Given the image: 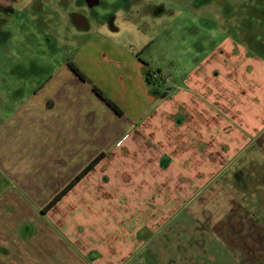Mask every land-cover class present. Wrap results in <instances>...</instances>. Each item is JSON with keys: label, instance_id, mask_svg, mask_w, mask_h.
Here are the masks:
<instances>
[{"label": "rangeland", "instance_id": "1", "mask_svg": "<svg viewBox=\"0 0 264 264\" xmlns=\"http://www.w3.org/2000/svg\"><path fill=\"white\" fill-rule=\"evenodd\" d=\"M98 1L101 6L90 16L75 0H17L6 23L10 38L0 46V123L9 118L14 122L7 128V153L0 168V264H242V242H236L239 250L231 259L228 253L234 254V246L226 236V224L212 226L210 209H186L177 215L175 210L164 216L155 210L153 224H143L135 233L138 225H124L118 233L115 220L121 213L114 208L113 190L120 180L111 178L117 166L109 161L42 214L98 150L108 149L106 154L124 166L128 161L120 158L130 156L122 150L129 151L128 145H106L119 139L116 125L106 118L69 130L75 138L73 160L55 159L51 143L41 140L45 130L35 123H15L24 101L67 63L79 65L83 82L109 98L123 91L115 80L131 74L137 63L143 77L149 71L156 75L149 77L154 83L166 76L167 84L174 85L219 42L264 44V0ZM71 13L86 18L88 31L78 33L71 26ZM94 58L99 61L93 63ZM69 86L66 90L72 91ZM131 100L120 96L115 103L126 108ZM106 167L110 172L103 174ZM119 204L128 206L124 199ZM123 212L128 216L130 210ZM101 234L111 246V237L123 235L122 245L131 256L116 257L112 247V255L99 256L96 262L92 248ZM81 240L85 247H79Z\"/></svg>", "mask_w": 264, "mask_h": 264}, {"label": "crops", "instance_id": "2", "mask_svg": "<svg viewBox=\"0 0 264 264\" xmlns=\"http://www.w3.org/2000/svg\"><path fill=\"white\" fill-rule=\"evenodd\" d=\"M67 19L78 33L88 31L86 18L81 17L80 25L70 14ZM131 70L115 80L123 91L109 97L114 103L120 96L132 99L126 108L119 107L121 115L98 99L67 63L24 101L15 123H35L45 130L41 140L51 143L55 159L73 160L75 138L69 130L106 118L119 131V139L106 145L130 146L129 151L122 147L129 158H120L128 162L124 166L116 156L106 154L108 149L98 150L89 161L103 157L69 192L106 161L112 162L117 167L110 176L120 180L113 190L114 208L120 209L116 212L122 217L115 220L118 233L124 225H138L135 233L139 226L153 224L155 210L164 216L175 210L177 215L186 209L194 213L210 209L212 226L226 224V236L234 246L229 257L235 259L236 242L241 241L242 264H264V44L219 42L174 85L164 81L166 76H159L155 83L146 79L138 63ZM67 84L72 91L66 90ZM13 122L9 118L0 123V168L7 153V128ZM101 171L105 174L110 169ZM120 199L127 200L128 206L122 207ZM124 208L130 210L128 216ZM113 237V246L107 245L104 234L98 242L95 238L96 262L99 256L112 255V247L116 257L131 256L132 251L122 245L123 235ZM78 244L85 247L84 240Z\"/></svg>", "mask_w": 264, "mask_h": 264}, {"label": "trees", "instance_id": "3", "mask_svg": "<svg viewBox=\"0 0 264 264\" xmlns=\"http://www.w3.org/2000/svg\"><path fill=\"white\" fill-rule=\"evenodd\" d=\"M70 70L82 81H86L84 75L79 71V69L72 63H68ZM149 71H146V79L149 78ZM93 92L96 94L100 100H102L108 108H110L114 113L121 115V110L119 107L109 98L105 97L103 93L96 87H92ZM103 157V154L95 157L91 162H89L86 167L80 171L62 190H60L41 210L42 214L46 213L52 209L88 172H90L95 165Z\"/></svg>", "mask_w": 264, "mask_h": 264}, {"label": "flooded vegetation", "instance_id": "4", "mask_svg": "<svg viewBox=\"0 0 264 264\" xmlns=\"http://www.w3.org/2000/svg\"><path fill=\"white\" fill-rule=\"evenodd\" d=\"M17 0H0V46H4L8 39L10 38V33L6 29V23L8 18L15 13L14 8L11 6L14 5ZM75 4L84 5L86 7L87 14L90 16L96 15L94 10L95 7L101 6V2L98 0H75ZM79 15V14H78ZM82 16V15H81ZM77 24H81V17L77 16L74 18Z\"/></svg>", "mask_w": 264, "mask_h": 264}, {"label": "water", "instance_id": "5", "mask_svg": "<svg viewBox=\"0 0 264 264\" xmlns=\"http://www.w3.org/2000/svg\"><path fill=\"white\" fill-rule=\"evenodd\" d=\"M77 16L82 17V18H85L84 16H81V15H78V14H75V13H72V14H70V19H71V20H74V18L77 17ZM87 27H88V26H87ZM85 29H86V28H85Z\"/></svg>", "mask_w": 264, "mask_h": 264}, {"label": "built area", "instance_id": "6", "mask_svg": "<svg viewBox=\"0 0 264 264\" xmlns=\"http://www.w3.org/2000/svg\"><path fill=\"white\" fill-rule=\"evenodd\" d=\"M149 77L152 78V79H155L156 78V75L152 73V75L150 74ZM167 81H168V79H165V82H167Z\"/></svg>", "mask_w": 264, "mask_h": 264}]
</instances>
